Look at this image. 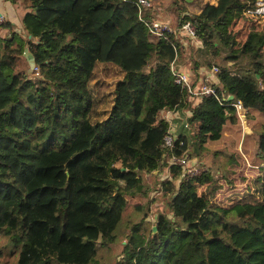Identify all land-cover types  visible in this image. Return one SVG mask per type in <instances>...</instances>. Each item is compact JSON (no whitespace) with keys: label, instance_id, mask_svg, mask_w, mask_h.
Instances as JSON below:
<instances>
[{"label":"trees","instance_id":"1","mask_svg":"<svg viewBox=\"0 0 264 264\" xmlns=\"http://www.w3.org/2000/svg\"><path fill=\"white\" fill-rule=\"evenodd\" d=\"M138 1L27 0L22 32L2 27L0 235L21 246L18 264H94L101 247L119 241L131 201L149 197L143 174L169 165L156 231L144 235L135 224L117 264H264V167L250 195L212 202L220 186L210 172L183 176L184 167L170 166L173 156L194 153L189 141L164 148L170 124L163 118L191 111L199 157L237 123L232 104L264 116V31L251 28L242 43L234 31L258 0H219L193 15L183 7L188 0H169L179 26L190 22L209 47L195 56L177 32L151 36ZM162 5L151 0L143 18L161 20ZM223 49L231 51L227 63L248 61L214 74L212 87L232 102L193 97L176 83L175 61L192 60L197 84L212 68L208 53ZM261 139L264 166V131ZM207 184L210 199L198 194Z\"/></svg>","mask_w":264,"mask_h":264},{"label":"rangeland","instance_id":"2","mask_svg":"<svg viewBox=\"0 0 264 264\" xmlns=\"http://www.w3.org/2000/svg\"><path fill=\"white\" fill-rule=\"evenodd\" d=\"M159 1V0H158ZM219 0H189L188 4H183L186 14L193 15L200 13L207 5L217 4ZM247 1V0H244ZM256 9L247 10L246 14L249 16V20L240 19L234 26V31L238 34V41L242 43L245 39L247 31L251 28H255L259 31H264V4L262 0L258 1ZM169 0H163V9L161 20L171 24L174 31L179 33L181 28L176 22L178 19L177 9H170L167 11L169 6ZM165 7V8H164ZM185 42L187 48H192L191 55L195 56V51L203 50L209 47H204L201 40L189 39L187 37H181ZM237 50V48H235ZM212 68H219L224 65H229L232 69H238L246 67L248 64L247 59L240 58L237 62H226V56L231 54L228 49H223L218 57L211 58ZM264 54V50H263ZM191 67H192V60ZM154 64V63H152ZM211 68V69H212ZM209 70V72L211 71ZM206 73V69H203ZM217 72V73H218ZM31 76L36 74L37 71L30 72ZM216 73V74H217ZM203 75L200 74V78ZM197 80V79H196ZM199 80V78H198ZM217 82V77L209 78V85ZM264 88V84L262 85ZM166 112L163 114V118ZM239 117V116H238ZM188 117L185 116V121L188 122ZM190 125V124H189ZM223 139L229 141L225 143V146L219 148L214 145L220 144V142H213L210 148H206L205 151L199 154L196 153L195 147L193 146V138L196 135L194 126H189L185 130L189 131V152L194 153L190 156V166L196 168L199 175L210 172L217 184L220 186L216 192V196L211 199L215 203H224L231 200L234 197H243L250 195L262 175L263 162L260 159V150L263 141L260 138L261 133L264 131V116L258 111H249L245 114V118H238L235 125L227 124ZM245 139L242 140V137ZM221 141V140H220ZM210 144V142H209ZM171 171L169 165L163 170L162 173L156 172L153 174H143L144 182L151 188V192L148 198H140L135 201H131L128 209L125 213V221L122 226V233H120L119 241L109 247H101L99 251V257L94 264H117L123 259L124 247L127 244V235L133 231V226L136 224L140 227L141 232L144 235H148L151 230L156 228V216L160 211H166V198L164 196V184L171 179ZM207 185L198 187V194L204 195L210 199V195L207 191ZM149 204V209L146 211V205ZM133 228V229H132ZM21 252V246L12 243L11 240L0 235V264H18L19 254Z\"/></svg>","mask_w":264,"mask_h":264},{"label":"built area","instance_id":"3","mask_svg":"<svg viewBox=\"0 0 264 264\" xmlns=\"http://www.w3.org/2000/svg\"><path fill=\"white\" fill-rule=\"evenodd\" d=\"M138 6L140 7V16L142 21L146 24V26L149 29L150 35L153 37L157 38H165L168 34L174 33L175 31L172 29L170 23H166L162 20H155L153 22H148L143 18L142 11L143 8H150L151 7V0H139L138 1ZM5 23V18L3 14L0 12V28L4 25ZM179 34H183V36L195 40L198 39L197 35V29L194 25H192L190 22L184 23L181 28L179 29ZM172 73L175 76V81L177 84L181 85L184 89L188 91V93L193 96V97H215L217 98L222 105H227L229 104L228 98H222L218 95L217 91L209 85V78L207 77L202 83V85L198 88L195 87L194 84V78L189 72H181L176 68V61L172 64L171 66ZM39 71L37 67L34 68V71ZM218 72L217 67H213L211 69L210 75H214ZM38 75V73H37ZM237 111V115L239 118L243 119L245 118L246 114V109L244 108L243 104L241 101H238L234 104H232ZM168 121V118H165ZM186 127H189V124L186 125ZM179 140V138H176L170 128V132L168 135L165 137L164 140V148L165 149H172L174 147L175 141ZM186 145V142L183 140H180V148H183ZM173 165H178L182 166L185 169V172L183 176L189 175V176H194V175H199V172L196 170V168L191 167L189 159L186 156L183 157H177L173 156L170 159V166Z\"/></svg>","mask_w":264,"mask_h":264},{"label":"crops","instance_id":"4","mask_svg":"<svg viewBox=\"0 0 264 264\" xmlns=\"http://www.w3.org/2000/svg\"><path fill=\"white\" fill-rule=\"evenodd\" d=\"M258 3L259 2H257V4ZM263 4H264V2H263ZM28 5H29V3H27V0H17L15 2H11L10 0H0V12L3 14V16L5 18L4 25L12 24L18 30V32H22V30H23V18H24L25 14L28 11L27 10V6ZM256 7H257V5H256ZM2 27L0 28V36L3 38L6 35L7 30L2 29ZM181 35L183 36V34H181ZM183 43H184L185 46H187L186 45V41L185 42L183 41ZM25 57H26L25 59H26V61L28 63V71L29 72L34 71L35 67H33V62L31 60V58L29 57V55H25ZM176 68L178 70H180L181 72H189V73H191V75L193 76L194 81H195L196 74H195L194 70L191 67V61L189 59L188 60H179L178 59L176 61ZM210 72L208 71V72L205 73L202 70L200 72V74H202L203 75L202 77H204L205 79L207 77L208 78L214 77V75L213 76L210 75ZM204 81H203V79L200 78V80L197 82V84H195V87L196 88L200 87L202 85V83H204ZM249 111H253V110H246V114ZM185 116L188 117V118L191 117V111L189 109H187L186 107H184V108H182L180 110H176V111H166L164 119L168 118L167 122L170 124V128H171L172 134L176 138H179V140L185 141L186 144H187L188 141H189L188 140L189 139V135H188L189 131L185 130V128H187L186 125H188V122L185 121ZM231 125H235V124H231ZM227 126L228 125H226L225 128H224L223 137H224V133H225V130H226ZM223 137H222L221 141H218V142H220V144L214 145V147L219 148L221 145L225 146V143H227L229 140L226 139V138L223 139ZM244 139H245V136L242 137V140H244ZM218 142H215V143H218ZM211 144H212L211 142H210V144L207 143L205 145V147L206 148H210Z\"/></svg>","mask_w":264,"mask_h":264},{"label":"water","instance_id":"5","mask_svg":"<svg viewBox=\"0 0 264 264\" xmlns=\"http://www.w3.org/2000/svg\"><path fill=\"white\" fill-rule=\"evenodd\" d=\"M189 1V0H188ZM234 100V96H229V98H228V102L230 103V102H232ZM155 231H156V228H155Z\"/></svg>","mask_w":264,"mask_h":264}]
</instances>
